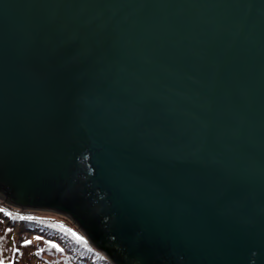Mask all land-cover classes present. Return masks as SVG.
Returning <instances> with one entry per match:
<instances>
[{"label":"water","instance_id":"1","mask_svg":"<svg viewBox=\"0 0 264 264\" xmlns=\"http://www.w3.org/2000/svg\"><path fill=\"white\" fill-rule=\"evenodd\" d=\"M0 196L114 264H264V0H0Z\"/></svg>","mask_w":264,"mask_h":264},{"label":"trees","instance_id":"2","mask_svg":"<svg viewBox=\"0 0 264 264\" xmlns=\"http://www.w3.org/2000/svg\"><path fill=\"white\" fill-rule=\"evenodd\" d=\"M59 215L54 211L24 210L0 199L1 223H6L9 228L17 226L18 230L21 228L23 232L40 237L30 244L17 243V247L21 249L16 254V259L21 264L28 262L23 257V252L29 249L32 250L34 258L50 264H56L57 260L65 264H89L90 259H95L96 264H114L104 251L92 244L78 225L66 224L69 223L68 220H63ZM61 219L64 222L60 221ZM51 243L58 244L60 250L52 253V248L48 246ZM9 247L7 237L0 226V261L8 255Z\"/></svg>","mask_w":264,"mask_h":264},{"label":"rangeland","instance_id":"3","mask_svg":"<svg viewBox=\"0 0 264 264\" xmlns=\"http://www.w3.org/2000/svg\"><path fill=\"white\" fill-rule=\"evenodd\" d=\"M0 199H4V198L0 196ZM4 201L8 202L7 199H4ZM10 204H12V203H10ZM12 205H14V204H12ZM54 213L60 214L59 216H62L64 218L63 220H65V219L68 220L67 222H69V223L65 222L66 224L78 225V224H76L74 219H72L67 214L62 213V212L61 213L54 212ZM63 220L61 219L60 221H63ZM1 222H2V220L0 219V226H1V228H3L5 237H7L8 244L10 245V247H9L10 251L2 262H3V264H21V262H19L18 259H16V257H17L16 254L21 249V248L17 247V243H20V242L24 243L25 240H28L31 242L36 241L38 236L35 234L23 232L21 228H20V230H18L17 226H11L9 228V227H7L6 223H1ZM48 246L52 248V250H53L52 253L53 252L55 253L56 250H60V248H58V244H56V243H51ZM23 257L28 261L27 263L22 262L23 264H50V263H47V262H44L42 260H38V259L34 258L31 249H29L26 252H23ZM55 262H56V264H65V263L58 262V260Z\"/></svg>","mask_w":264,"mask_h":264},{"label":"snow or ice","instance_id":"4","mask_svg":"<svg viewBox=\"0 0 264 264\" xmlns=\"http://www.w3.org/2000/svg\"><path fill=\"white\" fill-rule=\"evenodd\" d=\"M80 238L82 239V237H80ZM37 239H40V237H37ZM24 243H25V244H30V243H31V241L25 240V241H24ZM0 264H3V262H2V261H0Z\"/></svg>","mask_w":264,"mask_h":264}]
</instances>
